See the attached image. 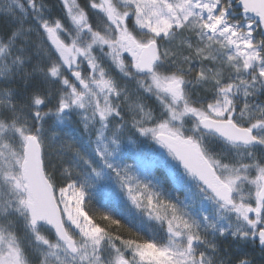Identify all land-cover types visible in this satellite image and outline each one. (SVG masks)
<instances>
[{"label": "snow or ice", "instance_id": "1", "mask_svg": "<svg viewBox=\"0 0 264 264\" xmlns=\"http://www.w3.org/2000/svg\"><path fill=\"white\" fill-rule=\"evenodd\" d=\"M0 264H264V0H0Z\"/></svg>", "mask_w": 264, "mask_h": 264}, {"label": "trees", "instance_id": "2", "mask_svg": "<svg viewBox=\"0 0 264 264\" xmlns=\"http://www.w3.org/2000/svg\"><path fill=\"white\" fill-rule=\"evenodd\" d=\"M257 259H259L258 255H257Z\"/></svg>", "mask_w": 264, "mask_h": 264}]
</instances>
